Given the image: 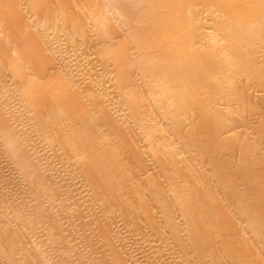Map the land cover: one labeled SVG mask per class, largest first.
Returning <instances> with one entry per match:
<instances>
[{
  "label": "rangeland",
  "instance_id": "obj_1",
  "mask_svg": "<svg viewBox=\"0 0 264 264\" xmlns=\"http://www.w3.org/2000/svg\"><path fill=\"white\" fill-rule=\"evenodd\" d=\"M14 1L0 264H264V0Z\"/></svg>",
  "mask_w": 264,
  "mask_h": 264
},
{
  "label": "bare ground",
  "instance_id": "obj_2",
  "mask_svg": "<svg viewBox=\"0 0 264 264\" xmlns=\"http://www.w3.org/2000/svg\"><path fill=\"white\" fill-rule=\"evenodd\" d=\"M38 1V5L39 6H41L42 5V3H43V1L44 0H37ZM182 1L183 0H175V4L176 5H178V6H180V7H182ZM235 3H239V2H241V1H243V0H233ZM157 3V2H156ZM4 6H7L8 8L7 9H4L3 7ZM15 8V1L14 0H0V18H1V20H5V19H3V18H7V19H14L15 18V16L17 15L16 14V12H14V11H12L13 9ZM12 9V10H11ZM42 9V8H41ZM182 9V11H180V13H179V15H177V16H170V15H163V16H160V17H154V18H152L151 19V24H150V26L152 27V29L155 31V32H157V33H173L175 36H174V39L175 40H173V42H172V46L173 47H178L180 44H181V42H182V40H183V35H184V33H185V31H184V28H183V26L181 25V24H179V22H181L182 20H184V13H183V8H181ZM16 10V9H15ZM235 11L237 12V13H239V14H244V15H248V14H251L252 12H253V9L252 8H243V10L242 9H238V8H236L235 9ZM19 17H20V14H19V16L17 17L18 19H19ZM20 20V19H19ZM15 21H17V20H13V23L15 22ZM11 22H12V20H11ZM17 24V23H16ZM18 25H16V27H17ZM14 28H15V26H14ZM188 33H189V31H188ZM190 34V33H189ZM20 35V34H19ZM151 36V35H150ZM155 36V35H154ZM157 37H160V36H157ZM151 38V37H150ZM159 39V38H158ZM156 40V41H154L152 44L154 45H161L162 43H161V41L160 40H162V39H160V40ZM35 40V39H34ZM149 41H150V39H149ZM148 40H147V42H149ZM188 41H190L189 39H188ZM32 43V45H36L37 43H36V40L33 42V41H31ZM28 43V42H27ZM146 43V42H145ZM165 43V42H164ZM188 43H191V42H188ZM152 45V46H153ZM170 45V44H169ZM168 46V45H167ZM150 47V46H149ZM124 48V47H123ZM122 48V49H123ZM162 48V46L160 47V49ZM169 48V47H168ZM173 49V48H172ZM156 50V49H155ZM126 51V50H125ZM168 51V50H167ZM166 51V52H167ZM189 51V50H188ZM155 52V51H154ZM153 52V53H154ZM126 53V52H125ZM169 53V52H168ZM182 53V52H181ZM193 53V52H192ZM152 54V53H151ZM171 54V53H170ZM183 54H185L184 52H183ZM186 54H187V52H186ZM176 55V54H175ZM188 55V54H187ZM193 56V55H192ZM200 56V55H199ZM166 57H167V55H166ZM178 57H185L184 55L183 56H178ZM39 58L41 59L42 58V56H39ZM44 58H45V56H44ZM169 58V57H168ZM192 58V57H191ZM202 58V57H201ZM171 59H173V58H171ZM205 62V61H204ZM207 62V61H206ZM207 65V64H206ZM209 66H213V65H210V64H208ZM214 67V66H213ZM41 75V74H40ZM58 76V75H57ZM63 76V75H62ZM191 77V76H190ZM193 77H194V75H193ZM199 78V77H198ZM194 79V78H193ZM193 82H194V80H192ZM51 82V81H50ZM196 82V81H195ZM50 84V83H49ZM49 84H48V86H49ZM56 84V83H55ZM199 84H201V82H199ZM71 86V85H70ZM49 88V87H48ZM54 88H55V90H56V92H59V94H63V92H67L68 91V87L66 86V85H63V84H58V85H56V87L54 86ZM54 88H53V90H52V93H54ZM40 89V88H39ZM42 89V88H41ZM40 89V90H41ZM50 89V88H49ZM69 89H70V87H69ZM70 91V90H69ZM71 93V92H70ZM70 96V95H69ZM71 97V96H70ZM65 99V98H64ZM63 99V100H64ZM69 101V100H68ZM73 101H75V98L74 97H72V100L70 101V102H73ZM76 101H78V99L76 100ZM78 103V102H77ZM71 105V104H70ZM84 105V104H83ZM72 106V105H71ZM73 107V106H72ZM74 108V107H73ZM207 109V108H206ZM229 177V176H228ZM231 177V176H230Z\"/></svg>",
  "mask_w": 264,
  "mask_h": 264
}]
</instances>
